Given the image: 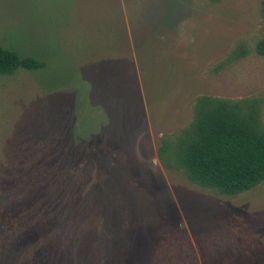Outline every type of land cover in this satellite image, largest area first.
I'll list each match as a JSON object with an SVG mask.
<instances>
[{"label": "rangeland", "instance_id": "374dc122", "mask_svg": "<svg viewBox=\"0 0 264 264\" xmlns=\"http://www.w3.org/2000/svg\"><path fill=\"white\" fill-rule=\"evenodd\" d=\"M263 1L0 0V44L46 62L0 74V264H264V182L158 155L201 95L264 125Z\"/></svg>", "mask_w": 264, "mask_h": 264}, {"label": "trees", "instance_id": "16d2710c", "mask_svg": "<svg viewBox=\"0 0 264 264\" xmlns=\"http://www.w3.org/2000/svg\"><path fill=\"white\" fill-rule=\"evenodd\" d=\"M256 51L264 55V39ZM248 53L246 45H239L224 64ZM45 66L46 62L35 56H22L0 44L1 75ZM261 107L259 101L248 98L197 97L190 124L176 135L163 137L160 160L169 168L183 170L192 183L221 194L236 195L254 188L264 182Z\"/></svg>", "mask_w": 264, "mask_h": 264}]
</instances>
